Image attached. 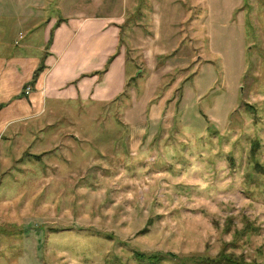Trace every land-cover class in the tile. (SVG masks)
Wrapping results in <instances>:
<instances>
[{"label":"rangeland","instance_id":"rangeland-1","mask_svg":"<svg viewBox=\"0 0 264 264\" xmlns=\"http://www.w3.org/2000/svg\"><path fill=\"white\" fill-rule=\"evenodd\" d=\"M86 13L121 21L137 73L0 132V264H264V0H0V60Z\"/></svg>","mask_w":264,"mask_h":264},{"label":"crops","instance_id":"crops-1","mask_svg":"<svg viewBox=\"0 0 264 264\" xmlns=\"http://www.w3.org/2000/svg\"><path fill=\"white\" fill-rule=\"evenodd\" d=\"M59 19L62 22L53 27ZM40 20L41 23H35L32 30L40 31V41L34 47V55L15 56L8 63L0 60V74L5 72L8 77H14L15 97L19 95L21 85L30 82L41 56L46 53L42 60L44 69L31 86L29 95L14 98L8 108L5 106L3 111L0 110V132L6 126L40 117L44 113L47 116L63 115L68 106L76 103L114 100L122 91L125 79L132 76L131 70L137 73V67L131 60L129 64L133 67L129 66L131 69L127 71V58L124 51L119 50L104 74L100 77L87 76L100 70L115 50L119 37L117 26L121 22L115 16L66 14L49 17L43 22ZM155 20L158 22L153 26L154 30L160 29V18L157 16ZM51 31L50 44L46 48ZM148 68L154 69V62ZM157 76L153 73L150 77ZM2 92L3 89L0 90Z\"/></svg>","mask_w":264,"mask_h":264},{"label":"trees","instance_id":"trees-1","mask_svg":"<svg viewBox=\"0 0 264 264\" xmlns=\"http://www.w3.org/2000/svg\"><path fill=\"white\" fill-rule=\"evenodd\" d=\"M60 22H62L61 19L57 20L54 24L53 27H55L57 24H59ZM119 29H122L119 28ZM51 36H52V31L49 33V39L47 41V44H46V48L48 47V45L50 44V40H51ZM119 44V43H118ZM118 51H115L112 55H110L107 59H106V62L103 66V68L100 70V71H97V72H94V73H91L90 75H87V76H92V75H97L98 77H100L102 74H104L106 71H107V68H108V65L109 63L112 61V59L117 55ZM46 55V53H43V55L41 56V60L38 64V66L36 67V69L33 71V74H32V79L31 81L29 82V85H33L37 76L39 75V73L44 69V66H43V58L44 56ZM127 66V64L125 65V67ZM127 69V68H126ZM128 71V70H127ZM22 94V92H21ZM164 256H167L168 258H171V255H164ZM134 257H135V260L136 261H139L141 263L142 260H146V261H149L153 264H156L158 263V261H160L162 259V255L160 254H149V255H144V254H140V253H135L134 254ZM202 264H245L243 262H239V261H236V260H233L231 258H229V256H225V255H222V254H219L217 255L213 260H204L202 261Z\"/></svg>","mask_w":264,"mask_h":264},{"label":"built area","instance_id":"built-area-1","mask_svg":"<svg viewBox=\"0 0 264 264\" xmlns=\"http://www.w3.org/2000/svg\"><path fill=\"white\" fill-rule=\"evenodd\" d=\"M30 90H31V88L28 87V86H26L25 88H23V91H22L23 95L24 96H28L29 93H30Z\"/></svg>","mask_w":264,"mask_h":264}]
</instances>
